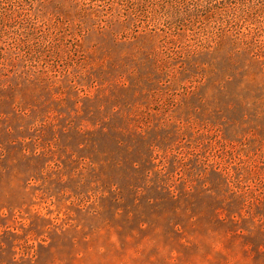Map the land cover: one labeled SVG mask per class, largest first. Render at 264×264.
Listing matches in <instances>:
<instances>
[{
	"label": "rangeland",
	"instance_id": "374dc122",
	"mask_svg": "<svg viewBox=\"0 0 264 264\" xmlns=\"http://www.w3.org/2000/svg\"><path fill=\"white\" fill-rule=\"evenodd\" d=\"M0 264H264V0H0Z\"/></svg>",
	"mask_w": 264,
	"mask_h": 264
}]
</instances>
